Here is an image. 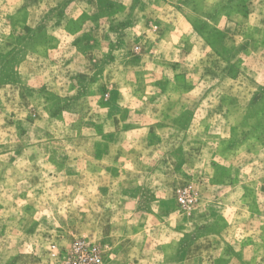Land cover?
I'll return each instance as SVG.
<instances>
[{
    "label": "rangeland",
    "instance_id": "1",
    "mask_svg": "<svg viewBox=\"0 0 264 264\" xmlns=\"http://www.w3.org/2000/svg\"><path fill=\"white\" fill-rule=\"evenodd\" d=\"M77 245L264 264V0H0V264Z\"/></svg>",
    "mask_w": 264,
    "mask_h": 264
},
{
    "label": "built area",
    "instance_id": "2",
    "mask_svg": "<svg viewBox=\"0 0 264 264\" xmlns=\"http://www.w3.org/2000/svg\"><path fill=\"white\" fill-rule=\"evenodd\" d=\"M178 201L183 207L191 209L195 203V196L190 193L189 189H183L179 193ZM76 251L80 252V264H94L98 260L96 247L86 250L84 249L83 245H77Z\"/></svg>",
    "mask_w": 264,
    "mask_h": 264
}]
</instances>
